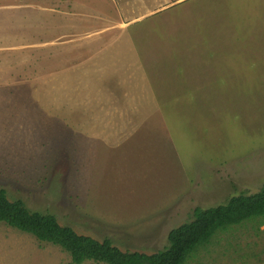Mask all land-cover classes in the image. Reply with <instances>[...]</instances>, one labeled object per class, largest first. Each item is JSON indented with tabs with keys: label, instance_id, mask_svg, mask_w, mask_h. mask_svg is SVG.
<instances>
[{
	"label": "rangeland",
	"instance_id": "obj_1",
	"mask_svg": "<svg viewBox=\"0 0 264 264\" xmlns=\"http://www.w3.org/2000/svg\"><path fill=\"white\" fill-rule=\"evenodd\" d=\"M263 185L264 0H0L9 198L150 253ZM230 227L184 264H264V224ZM69 260L0 222V264Z\"/></svg>",
	"mask_w": 264,
	"mask_h": 264
},
{
	"label": "trees",
	"instance_id": "obj_2",
	"mask_svg": "<svg viewBox=\"0 0 264 264\" xmlns=\"http://www.w3.org/2000/svg\"><path fill=\"white\" fill-rule=\"evenodd\" d=\"M252 218L264 224V185L255 193L232 195L215 206L195 207L188 220L169 230L164 248L144 253L122 250L107 237L99 240L80 234L60 223L53 213L30 210L22 199H11L0 188V222L31 234L39 242L59 246L69 254L68 264L88 260L106 264H184L218 231Z\"/></svg>",
	"mask_w": 264,
	"mask_h": 264
},
{
	"label": "crops",
	"instance_id": "obj_3",
	"mask_svg": "<svg viewBox=\"0 0 264 264\" xmlns=\"http://www.w3.org/2000/svg\"><path fill=\"white\" fill-rule=\"evenodd\" d=\"M264 263V262H263Z\"/></svg>",
	"mask_w": 264,
	"mask_h": 264
}]
</instances>
